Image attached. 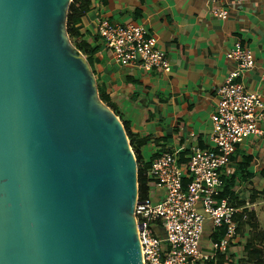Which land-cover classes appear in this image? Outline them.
Instances as JSON below:
<instances>
[{"label": "water", "instance_id": "1", "mask_svg": "<svg viewBox=\"0 0 264 264\" xmlns=\"http://www.w3.org/2000/svg\"><path fill=\"white\" fill-rule=\"evenodd\" d=\"M73 0H0V264H142L138 165L72 43Z\"/></svg>", "mask_w": 264, "mask_h": 264}, {"label": "crops", "instance_id": "2", "mask_svg": "<svg viewBox=\"0 0 264 264\" xmlns=\"http://www.w3.org/2000/svg\"><path fill=\"white\" fill-rule=\"evenodd\" d=\"M221 4L229 12L227 20L212 15L209 0H91L88 12L76 25L80 42L94 50L92 64L88 63L99 97L100 93L105 97L101 101L144 142L141 167L148 166L147 175L155 158L173 154L186 186L191 180L192 149L216 150L212 116L218 89L238 68V62L228 57L236 42L255 59L254 67L242 72L237 81L247 91L264 89V0H223ZM99 18L120 26H146L167 53L171 71L117 63L95 31ZM262 129V136L250 137L237 147L220 172L221 193L229 186L232 194L228 196L239 213L238 236L229 253L219 255V264L229 259L255 264L248 263L247 245L264 250V123ZM149 196L159 201L162 192L150 183ZM199 208L202 211L201 205ZM155 232L165 236L159 226ZM223 235L222 228L206 219L200 249L212 252Z\"/></svg>", "mask_w": 264, "mask_h": 264}, {"label": "built area", "instance_id": "3", "mask_svg": "<svg viewBox=\"0 0 264 264\" xmlns=\"http://www.w3.org/2000/svg\"><path fill=\"white\" fill-rule=\"evenodd\" d=\"M222 1L209 0L213 5L211 13L227 20L229 12ZM95 31L120 65L171 71L167 53L158 47L157 38L146 26H120L99 18ZM228 57L238 62V68L217 91L218 102L212 116L216 150L192 149L188 168L191 180L186 186L177 157L169 153L158 156L152 161L147 177L162 192L161 199L155 203L149 195L142 198L138 190L133 218L142 264H219V255L229 253L238 236L239 209L226 199L217 201L224 186L220 172L240 144L263 135L264 89L247 91L237 81L242 72L255 65L249 49L236 42ZM206 219L215 228L224 230L222 239L214 243L210 253L200 249ZM156 226L164 229V237L156 235Z\"/></svg>", "mask_w": 264, "mask_h": 264}, {"label": "trees", "instance_id": "4", "mask_svg": "<svg viewBox=\"0 0 264 264\" xmlns=\"http://www.w3.org/2000/svg\"><path fill=\"white\" fill-rule=\"evenodd\" d=\"M91 4V0H73V2L70 5L68 17H67V31L70 36V39L74 43V46L78 50H80L82 53H84L87 56L88 62L92 64L91 54L94 50L88 49V46L85 45V42L80 40L82 37L79 34L78 29L76 28V25H78L82 18L86 15V13L89 10V6ZM101 100L105 102V97L100 93ZM126 133L128 135V138L130 140V143L132 146H137V149H135V154L137 158L138 163V185H139V193L142 198H145L149 195L150 191V179L147 177V169L148 166H144V168L141 167L142 165V156H141V147L143 146L144 142L141 139H138L137 136L132 133L130 130V127L127 122H123ZM232 194L231 190L229 189V186L226 185L225 190L220 194V197L217 199V201L228 198L230 203H233V200L229 198L228 195ZM246 251L248 253L249 259L248 263L255 262V264H264V250L262 248L256 247L252 244H248ZM224 264H238L233 262L232 260L227 261H220Z\"/></svg>", "mask_w": 264, "mask_h": 264}, {"label": "rangeland", "instance_id": "5", "mask_svg": "<svg viewBox=\"0 0 264 264\" xmlns=\"http://www.w3.org/2000/svg\"><path fill=\"white\" fill-rule=\"evenodd\" d=\"M68 32V31H67ZM72 41V40H71ZM123 124V123H122ZM134 154H135V152H134ZM135 157H136V154H135ZM136 160H137V158H136ZM137 165H138V163H137ZM154 202L155 203H157L158 202V200H154Z\"/></svg>", "mask_w": 264, "mask_h": 264}]
</instances>
